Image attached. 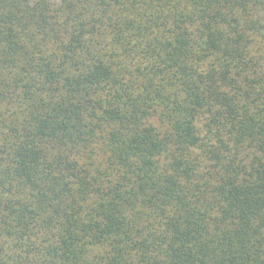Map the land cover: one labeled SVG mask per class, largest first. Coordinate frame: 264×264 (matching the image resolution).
I'll list each match as a JSON object with an SVG mask.
<instances>
[{"label": "trees", "instance_id": "obj_1", "mask_svg": "<svg viewBox=\"0 0 264 264\" xmlns=\"http://www.w3.org/2000/svg\"><path fill=\"white\" fill-rule=\"evenodd\" d=\"M0 264H264V0H0Z\"/></svg>", "mask_w": 264, "mask_h": 264}]
</instances>
